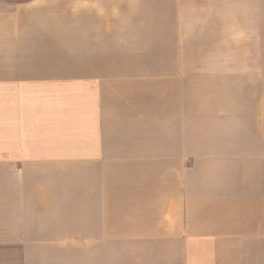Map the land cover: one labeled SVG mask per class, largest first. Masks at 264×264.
<instances>
[{
	"label": "crops",
	"instance_id": "0c3cea01",
	"mask_svg": "<svg viewBox=\"0 0 264 264\" xmlns=\"http://www.w3.org/2000/svg\"><path fill=\"white\" fill-rule=\"evenodd\" d=\"M66 4L65 25L53 36L37 18H0V264H264V101L259 98L233 102L240 211L225 212L222 226L214 215L204 216L201 222L211 224L199 229L185 226L189 217L183 210L168 222L163 207L147 208L162 186L134 187V174L47 180L31 175L36 169L116 163L113 115L121 116L122 131L129 132L130 124L144 130V115L150 108L155 112L159 92L142 88L191 78L190 63L196 60L183 51L191 27L206 30L216 45L222 31L231 38L242 29L244 43L253 44L243 59H252L253 67L229 73L237 86L232 92L264 91V0ZM79 4L83 8L76 12ZM54 34L67 41L45 50ZM59 53L68 59L46 61ZM207 60L215 59L205 55L197 61ZM112 85H120L114 91L120 106L112 101ZM123 195L125 201L119 199ZM136 195H144L139 210ZM158 225L159 232L153 229ZM111 227L129 229L120 241L131 244L122 263L107 259Z\"/></svg>",
	"mask_w": 264,
	"mask_h": 264
},
{
	"label": "rangeland",
	"instance_id": "374dc122",
	"mask_svg": "<svg viewBox=\"0 0 264 264\" xmlns=\"http://www.w3.org/2000/svg\"><path fill=\"white\" fill-rule=\"evenodd\" d=\"M79 6H75L76 12L82 10L83 7L80 4ZM67 8L66 0H0V18H37L41 22L39 27L44 28L45 34L53 36V32H58L56 30L62 27V24L65 25ZM191 20L192 24H195L193 18ZM191 28L193 31L188 32L191 36L190 45L183 49L184 55L190 56V60H196L190 63L191 78L157 81L155 83L158 84V88L152 86L155 85L154 82L147 83L150 87L142 88L145 92L150 91V94L159 92L158 97L153 99L155 112L152 113L150 108L149 113L144 115L146 122L144 130L132 129L137 127V124H130L129 132L122 131L121 116L113 115L115 140L112 152L116 163L36 169L31 170V175L36 176V180H47L105 176L106 173H108L107 176L120 177L134 174L132 178L134 187L162 186L160 193L153 194L154 196L144 194L146 197L150 195L153 197L150 201L152 205L147 208H158V205L163 207L166 210L168 222L174 221L172 217L183 210L184 215L189 217L184 218V225L190 228L191 225H197L199 229V226L211 224V222H201L204 216L214 215L217 218L216 223L221 224L220 226L223 224L225 212L237 213L238 216L240 211L238 208V161L233 102L235 98L242 102L249 97L264 101V91L232 92V89L237 86H232L233 82L229 73L232 70L246 71V68L253 67L252 59H243L245 53L252 49L253 44L244 43L242 29L239 31L236 29V36L232 35L231 38L222 31L221 43L216 45L208 41L206 30L196 31V27ZM55 39L45 41V50L49 51L54 42L67 41L58 38L57 35ZM204 54L207 59L215 60L197 61L202 60V57H205ZM236 56L238 59H233ZM46 58L47 62H51L48 58L65 61L64 58L68 59V55L60 54ZM221 73L228 75L204 76V74ZM119 87L120 85H112L109 90L119 92ZM116 92L112 93V101L119 105V95L115 97ZM146 109L149 108L146 107ZM141 134L143 136L140 139ZM128 135H130L129 141L126 138ZM127 143L129 147L125 145ZM152 191L154 189L149 192ZM144 195H136V210L142 209L144 203L140 204L137 201ZM123 196L119 199L125 201L126 196ZM154 213L152 211V214ZM126 216L127 211L120 212L121 219L126 220ZM194 218H198L199 222ZM188 221H191V224H188ZM105 224L110 223L105 221ZM148 228L151 232L152 227H146ZM160 228L159 225L153 227L157 229V232ZM128 234L129 229L126 227L106 228V237H108L106 239L111 242L107 241L106 245L107 259L124 262L122 258L128 256L131 244L120 241L127 239ZM138 248H146V243L138 244Z\"/></svg>",
	"mask_w": 264,
	"mask_h": 264
}]
</instances>
